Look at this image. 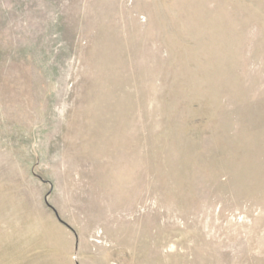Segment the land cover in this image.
<instances>
[{
    "label": "rangeland",
    "instance_id": "374dc122",
    "mask_svg": "<svg viewBox=\"0 0 264 264\" xmlns=\"http://www.w3.org/2000/svg\"><path fill=\"white\" fill-rule=\"evenodd\" d=\"M0 264H264V0H0Z\"/></svg>",
    "mask_w": 264,
    "mask_h": 264
},
{
    "label": "water",
    "instance_id": "95a60500",
    "mask_svg": "<svg viewBox=\"0 0 264 264\" xmlns=\"http://www.w3.org/2000/svg\"><path fill=\"white\" fill-rule=\"evenodd\" d=\"M54 213H55L57 219H58L59 221H62L61 218L59 217L58 213H57L55 210H54Z\"/></svg>",
    "mask_w": 264,
    "mask_h": 264
}]
</instances>
